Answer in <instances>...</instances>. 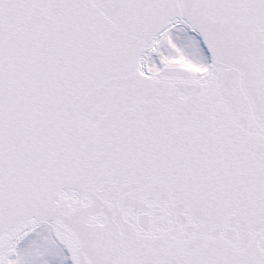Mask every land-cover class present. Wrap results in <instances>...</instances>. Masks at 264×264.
Returning a JSON list of instances; mask_svg holds the SVG:
<instances>
[{
	"label": "snow or ice",
	"instance_id": "snow-or-ice-1",
	"mask_svg": "<svg viewBox=\"0 0 264 264\" xmlns=\"http://www.w3.org/2000/svg\"><path fill=\"white\" fill-rule=\"evenodd\" d=\"M0 264H264V0H0Z\"/></svg>",
	"mask_w": 264,
	"mask_h": 264
}]
</instances>
